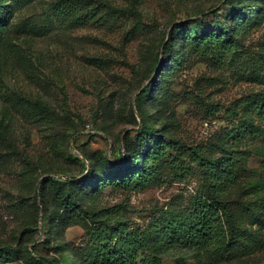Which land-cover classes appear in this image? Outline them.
Masks as SVG:
<instances>
[{
	"label": "rangeland",
	"instance_id": "374dc122",
	"mask_svg": "<svg viewBox=\"0 0 264 264\" xmlns=\"http://www.w3.org/2000/svg\"><path fill=\"white\" fill-rule=\"evenodd\" d=\"M222 26L230 32L197 37ZM260 104L264 0H0V264H72L64 259L73 250L83 260L86 223H74L75 208L63 206V186L57 194L50 188L41 206L38 182L80 176L82 162L117 161L143 122L176 142L152 181L141 189L105 184L79 207L116 206L130 228H146L205 190L185 147L216 158L233 147L225 243L199 252L178 247L160 264H264Z\"/></svg>",
	"mask_w": 264,
	"mask_h": 264
},
{
	"label": "trees",
	"instance_id": "16d2710c",
	"mask_svg": "<svg viewBox=\"0 0 264 264\" xmlns=\"http://www.w3.org/2000/svg\"><path fill=\"white\" fill-rule=\"evenodd\" d=\"M227 2L228 0H224V3ZM110 8L113 9L111 6ZM247 11L248 8L243 6L240 17L243 21H247L245 18ZM182 29H185L183 23L174 25L169 32V38H176V33ZM228 31L224 26L216 27L211 32L197 37L200 40L218 38ZM183 36H186L185 32L181 37ZM169 42L170 39L163 44V52L170 48ZM176 55L178 52L173 54ZM158 75L161 77L160 72ZM255 110L264 113V104L255 106ZM152 136L156 137L147 151V148L144 149L145 143ZM126 137L128 135L125 134L124 139ZM173 142L175 141L165 140L162 134L155 132L148 123L143 122L138 130L137 142L126 141L123 153L119 155L117 161L110 162L105 159L99 167L91 162L88 164L82 162L86 171L80 176L73 174L58 178L44 176L39 180L37 192L41 206H46V193L50 188L57 194L63 186V206L75 208L71 213L74 223H86L89 247L85 258L79 261L73 250L64 262L70 257L72 264H78V261L80 264H160L162 256L176 257L178 247L199 252L204 249H217L225 243L226 224L231 213L224 197L236 182L233 147L228 148L227 154L219 158L208 155L197 145L185 147V153L190 161L202 169L205 190L196 194L190 205L181 212L167 211L152 219L146 228H130L127 221L118 215L116 206L94 211H84L79 207L83 195L98 190L105 184H112L121 189H141L148 185L154 177L156 164ZM170 165L175 172H183L184 168L178 159L172 158ZM92 186L94 187L90 189Z\"/></svg>",
	"mask_w": 264,
	"mask_h": 264
}]
</instances>
